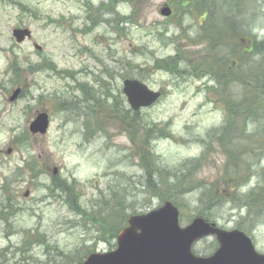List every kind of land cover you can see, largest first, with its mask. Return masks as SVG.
Here are the masks:
<instances>
[{"label": "rangeland", "instance_id": "374dc122", "mask_svg": "<svg viewBox=\"0 0 264 264\" xmlns=\"http://www.w3.org/2000/svg\"><path fill=\"white\" fill-rule=\"evenodd\" d=\"M178 1L192 5L0 0V264H77L114 250L115 227L165 202L160 177L176 170L191 185L175 204L183 226L203 216L240 227L264 254V81L251 77L246 95L241 72L258 66L251 57L241 66L240 56L250 43L241 21L264 40V0H211L215 15L206 17L201 0ZM222 27L225 44L213 47L204 33ZM17 28L31 37L18 42ZM177 54L183 75L155 67ZM220 56L238 62L226 84ZM257 57L262 63L264 50ZM126 78L163 97L134 115ZM252 95L255 117L230 121L241 106L227 103L246 106ZM44 111L47 133H31ZM214 241L200 240L195 252L209 255Z\"/></svg>", "mask_w": 264, "mask_h": 264}, {"label": "water", "instance_id": "95a60500", "mask_svg": "<svg viewBox=\"0 0 264 264\" xmlns=\"http://www.w3.org/2000/svg\"><path fill=\"white\" fill-rule=\"evenodd\" d=\"M171 13L169 6L161 10L164 16ZM13 35L18 42H22L31 37V30L17 28L13 30ZM20 91L14 92L12 101ZM123 92L135 111L155 104L162 97L161 91L152 90L135 78L124 80ZM48 128L47 111L37 113L29 127L33 134H46ZM209 235L216 236L219 248L208 257L194 254L193 244ZM77 264H264V254L256 250L252 239L244 231L221 229L201 216L182 226L179 209L173 202L166 201L147 213L131 215L128 225L117 236L114 250L90 253Z\"/></svg>", "mask_w": 264, "mask_h": 264}, {"label": "trees", "instance_id": "16d2710c", "mask_svg": "<svg viewBox=\"0 0 264 264\" xmlns=\"http://www.w3.org/2000/svg\"><path fill=\"white\" fill-rule=\"evenodd\" d=\"M122 0H112V2L114 3H118ZM202 3L197 7V11L198 13H200L201 17H206L208 13H211V15H215L214 13V5L211 6L209 5L211 3V0H201ZM215 1V0H214ZM252 2V1H250ZM249 2V4H250ZM181 5V6H184V7H189L192 5V1H187V2H184V1H178V0H174V2L172 3V5ZM253 4V2H252ZM130 19V17H128ZM123 19H125L123 17ZM129 19H126V20H129ZM211 24V29H214L216 28L217 26L214 24V23H210ZM249 25L250 26V30L246 31V26ZM251 25L252 23L250 21H241V30L243 32V34L245 36H247L249 38L248 42H250L248 44V46L244 49V51H242V54L240 52V56L242 57L244 54L247 55L243 60H241V66L242 64L249 60L250 57L251 59H253L252 62H256L258 68L254 69V65H250V69H254L253 71H251L250 69L247 70V68L244 67V72L242 71L241 72V86L243 88H245L244 90H246V95H250L252 90L254 89H250L249 88V82L251 81V77L253 76H257L258 74H262V81H264V61L262 63H260V57L256 58L257 55H259L260 51H263L264 50V40H258V37L256 34L252 33L251 31ZM224 27H222L221 29L219 30H216V31H212V32H205L204 34H207L208 37H210L211 39L213 38L215 41L212 43L213 47L216 46H222L225 44V39H224V36H225V29H223ZM246 31V32H245ZM214 34V35H213ZM212 39V41H213ZM181 60L179 59V56L178 54L176 56H172V57H169L165 60H157L156 63H155V67H159V68H163V69H166L174 74L176 73H179V74H182L184 73V71H182L179 67H178V64ZM233 61V60H232ZM231 60H226L224 57H221L220 56V59H219V64H220V70H222V73H223V76L221 78L218 77V80H222L224 81V83L226 84L227 82L233 80L232 78V74H233V68H234V64L237 65V61L235 62H232ZM14 68H16V64L14 63ZM192 74L196 75L197 74V70L196 68L193 69L192 71ZM263 84V83H262ZM262 84H259L258 86V90L262 91L263 92V89H262ZM258 98H260V96H258ZM257 98L252 95V96H249V97H246V100H244V103L246 104V106H243L241 105V100L237 101L236 103H230L228 102V106H229V109L230 108H233L234 106L236 108L240 107L241 106V115H239L238 111L237 110H234L231 115V119L230 121H235V120H238L241 122L245 121H249L251 120L252 118H254L255 116V109H257L259 106L256 104L255 100ZM247 110V111H245ZM133 112V110H131ZM134 115H137L138 114V111H134L133 112ZM127 116V115H126ZM125 116V117H126ZM241 116V117H240ZM151 130V129H149ZM151 131H148V136H149V133ZM150 167H154L156 168L157 165L152 163L151 160L149 161V168ZM160 168V167H159ZM161 172H163V170H160ZM155 172V171H154ZM154 172H151L149 171V180L152 181V174ZM170 174V175H169ZM168 177L167 178H162L160 177V181H159V189H158V193L160 194L161 196V200L162 201H166V200H171L173 201L175 204L179 205V197L181 195H183L185 193V191H189V189L191 188V185L189 183V180H188V174L185 173V174H181L179 172H177V170L175 172H171V173H168ZM54 185L57 186V188H60L62 189L63 186L62 185H58L56 183H54ZM8 201H10V197L7 198ZM122 205V203H121ZM106 222H108L109 218L107 219H103ZM127 219L124 220V222H121V224H118L116 227H115V238L117 237L119 231L124 227L126 226L127 224ZM218 244L216 241H214V243L211 245L212 248H217Z\"/></svg>", "mask_w": 264, "mask_h": 264}]
</instances>
